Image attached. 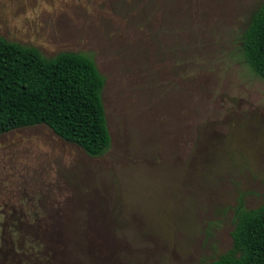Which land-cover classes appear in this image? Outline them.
<instances>
[{"label":"rangeland","instance_id":"rangeland-1","mask_svg":"<svg viewBox=\"0 0 264 264\" xmlns=\"http://www.w3.org/2000/svg\"><path fill=\"white\" fill-rule=\"evenodd\" d=\"M263 0H0V36L85 54L109 144L0 134V264H208L264 204V80L241 36Z\"/></svg>","mask_w":264,"mask_h":264},{"label":"trees","instance_id":"trees-1","mask_svg":"<svg viewBox=\"0 0 264 264\" xmlns=\"http://www.w3.org/2000/svg\"><path fill=\"white\" fill-rule=\"evenodd\" d=\"M243 59L264 80V0L241 36ZM103 77L91 57L72 51L43 56L0 36V134L43 124L89 156L109 144L101 102ZM231 245L208 264H264V204L234 208Z\"/></svg>","mask_w":264,"mask_h":264}]
</instances>
